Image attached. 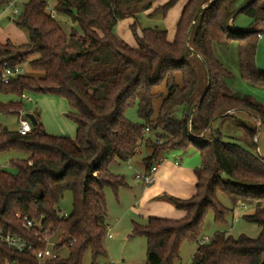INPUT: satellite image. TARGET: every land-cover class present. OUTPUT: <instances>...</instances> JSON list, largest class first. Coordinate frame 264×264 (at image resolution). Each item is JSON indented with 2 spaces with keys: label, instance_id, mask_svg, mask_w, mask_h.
I'll list each match as a JSON object with an SVG mask.
<instances>
[{
  "label": "trees",
  "instance_id": "obj_1",
  "mask_svg": "<svg viewBox=\"0 0 264 264\" xmlns=\"http://www.w3.org/2000/svg\"><path fill=\"white\" fill-rule=\"evenodd\" d=\"M53 1L55 14L46 0H28L17 16L30 44H0V71L4 64H26L42 74H23L0 86L2 95L19 99L0 104V115L27 119L24 94L59 97L69 106L67 117L76 125V136L48 134L36 113L37 125L24 136L0 127V154L28 155L11 161L15 174L0 170V264H83L88 252L91 264H98L107 256L105 190L117 194L128 187L110 166L132 160L145 148L148 174L166 160L167 152L190 147L201 157L195 193L170 199L182 217L150 218L146 226H134L133 236L147 239V264H176L184 243L198 244L191 264H264V158L256 150L257 129L244 128L245 146L225 142L213 130L216 120L235 112L250 114L264 130V107L233 95L227 83L231 73L214 55L215 44L236 42L242 78L264 86V72L255 62L264 0L240 5V0H186L173 40L165 31L138 33L132 25L136 46L120 40L115 29L138 13L152 14L159 0ZM180 1L169 0L159 10L167 12ZM9 2L0 0V11ZM56 15L68 17L81 35L74 30L67 36ZM239 16L250 20L247 30L235 25ZM158 99L163 100L156 110ZM134 108L139 123L126 117ZM177 108H182L180 120L173 119ZM67 192L72 210L62 215L59 205ZM219 192L234 209L253 208L243 218L260 228L257 238L217 233L209 242L203 240L207 214L212 211L215 221L223 223L228 211L218 203ZM27 221L34 228L27 229ZM7 236L20 238L34 251L52 247L58 257L41 263L33 252L11 248L4 241ZM63 248L66 258L59 255Z\"/></svg>",
  "mask_w": 264,
  "mask_h": 264
},
{
  "label": "rangeland",
  "instance_id": "obj_2",
  "mask_svg": "<svg viewBox=\"0 0 264 264\" xmlns=\"http://www.w3.org/2000/svg\"><path fill=\"white\" fill-rule=\"evenodd\" d=\"M46 1L53 10L54 1ZM168 1L159 0L155 4L152 14L138 13L135 18H128L120 22L115 29L117 37L131 46H136L132 31V25H135L138 33L145 29L165 31L168 33L169 39L173 40L186 0H181L174 7L167 10V12H164L163 9L159 10ZM27 2L28 0H19L17 8L20 12H22L23 6ZM243 2L244 0H240L239 5ZM55 17L67 36H70L74 30L81 35L78 26L68 17L64 15H56ZM17 18L13 14V8L8 5L0 11L1 45L9 43L19 48L30 44V36L24 28L17 25ZM235 25L247 30L250 26V20L244 16H239ZM259 30H263V33L261 32L263 36L258 40L255 62L257 69L264 72V25ZM214 55L231 73V77L227 79V83L233 95L248 97L256 104L264 107V86L258 83H250L242 78L238 44L233 42L227 47L215 44ZM21 68L24 74L35 78L42 75L41 73L31 71L26 64ZM262 81L264 82V80ZM161 89L160 91L166 93L164 87ZM27 96L31 99V102L23 101L26 113L32 115L36 113L48 134L75 138L77 128L67 117L69 110L65 100L54 96L29 94ZM162 100L158 99L155 101L156 110L159 109ZM181 116L182 108H177L173 113V119L180 120ZM126 117L133 123L141 122L137 114V108L128 110ZM0 125L10 131H17L20 127V118L14 115L1 114ZM244 128L257 129L256 150L264 158V130L259 129L260 123L253 116L244 112H235L233 116L218 119L213 124L214 132H219L225 142L236 143L241 146H245ZM148 155L149 151L142 148L141 153L137 154L129 163H116L110 166L111 173L124 177L130 189H120L117 194L110 188H106L105 190L107 233L111 234L112 238L106 237L103 240L107 256L100 258L98 264H147V239L145 237L133 236L135 224L146 226L150 218L177 220L182 217V212L176 210L171 204L170 199L172 197L167 192L168 190H180V181L177 183L174 180L177 176L172 175L171 178L167 171L169 168L178 169L180 172H183L180 173L181 178L184 176V172L188 173V176L182 181L185 180V183L189 185L191 181H196L193 172L201 167L199 153L192 147L188 150L177 149L167 152L165 155L166 160L158 166V170L162 169L163 177L166 176L165 180L159 181L158 174L156 173V180L150 186H145L143 181L137 180V175H147L143 160ZM27 158L28 155L26 153L19 151L1 153L0 169L15 174L16 170L11 167V161L25 160ZM176 164L179 166H176ZM223 179L226 180V177ZM160 193H163V195H159ZM217 200L228 211L223 223L215 221V214L212 211L207 214L203 235V240L206 243L212 240L217 233H227L234 238H238L241 235L250 238L258 237L260 228L255 224L246 222L243 218L244 215L253 213L252 207L239 206L234 209L229 197L222 192L217 194ZM72 204V194L70 192L65 193L64 199L59 205L61 214H70ZM197 247L198 244L184 243L181 248L180 260L176 264H191ZM59 255L62 258L68 257V250L66 248L61 249ZM91 263V253L88 252L83 264Z\"/></svg>",
  "mask_w": 264,
  "mask_h": 264
},
{
  "label": "built area",
  "instance_id": "obj_3",
  "mask_svg": "<svg viewBox=\"0 0 264 264\" xmlns=\"http://www.w3.org/2000/svg\"><path fill=\"white\" fill-rule=\"evenodd\" d=\"M19 3V0H10L8 6L13 8V14L15 16H18L20 11L17 8V5ZM48 10L52 12V14H55L54 11L48 7ZM260 38H262V35H259ZM23 70L20 66H16L14 68H11L7 66V64L3 65V68L0 71V86L8 85L12 79L17 78L20 75H23ZM23 101L31 102V99L27 96V94H24L22 97ZM32 130V124L27 119H20V127L18 129L19 134L22 136L29 134ZM1 170V169H0ZM158 166H154L150 172L146 176H140L137 175V179L140 181H143L145 186H150L155 181V174L157 173ZM17 218H20L19 215H17ZM34 224L31 221H27L26 227L27 229L34 228ZM106 237L112 238L111 234H106ZM4 241L6 244H8L11 248L18 250L19 252H33L34 256L39 260V262L43 263L48 260H54L58 257V254L51 248H47L46 250H39L34 251L32 245L27 244L25 241L21 240L17 237L7 236L4 238Z\"/></svg>",
  "mask_w": 264,
  "mask_h": 264
},
{
  "label": "crops",
  "instance_id": "obj_4",
  "mask_svg": "<svg viewBox=\"0 0 264 264\" xmlns=\"http://www.w3.org/2000/svg\"><path fill=\"white\" fill-rule=\"evenodd\" d=\"M18 101H19V99L14 97V96H5V95H2L0 93V104H2V105H6V104H9L11 102H18ZM68 110H69V106H68ZM25 114H28V113H26V111H25L23 116H25ZM0 127H3V126L0 125ZM140 153H141V151H140ZM129 162L130 161H128L127 163H129ZM176 166H179V165L176 164ZM169 169H168L167 173L170 174L171 178H172V175L175 176V177L177 176L176 178H174V180L177 183L180 181L179 185L181 187L180 190L179 189L178 190H172V191L168 190L167 192H169V195L172 198L174 197L176 199H188V198H190L195 193V186H196L197 180L196 181H191L189 183V185H187V183H185V180L184 181H182V180L185 179V177L188 176V173L184 172L185 174L181 178V174L180 173H183V172H180L178 169H174V168H169ZM145 171H146V167H145ZM157 171H158L157 174H158V177H159V181L162 182L163 180H165L166 176L163 177L162 169L161 170L159 169ZM193 174H194V178L196 179L195 171L193 172ZM155 180H156V176H155ZM124 189H130V186L128 185V187L124 188ZM159 195H163V193H160ZM106 220H107V218H106Z\"/></svg>",
  "mask_w": 264,
  "mask_h": 264
},
{
  "label": "water",
  "instance_id": "obj_5",
  "mask_svg": "<svg viewBox=\"0 0 264 264\" xmlns=\"http://www.w3.org/2000/svg\"><path fill=\"white\" fill-rule=\"evenodd\" d=\"M208 6H206V7H203V8H201L200 10H199V12H198V14H197V16H196V20L198 19V17L200 16V14L202 13V11L204 10V9H206ZM195 105L192 107V111H191V113L193 114L194 113V111H195ZM25 117L31 122V124L33 125V126H36L37 125V121H36V118H35V116L34 115H32V114H26L25 115ZM260 129V128H259Z\"/></svg>",
  "mask_w": 264,
  "mask_h": 264
}]
</instances>
